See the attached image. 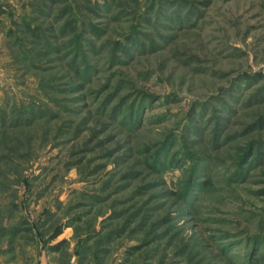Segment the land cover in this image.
<instances>
[{"label": "rangeland", "instance_id": "obj_1", "mask_svg": "<svg viewBox=\"0 0 264 264\" xmlns=\"http://www.w3.org/2000/svg\"><path fill=\"white\" fill-rule=\"evenodd\" d=\"M0 118V264H264V0H0Z\"/></svg>", "mask_w": 264, "mask_h": 264}, {"label": "trees", "instance_id": "obj_2", "mask_svg": "<svg viewBox=\"0 0 264 264\" xmlns=\"http://www.w3.org/2000/svg\"><path fill=\"white\" fill-rule=\"evenodd\" d=\"M49 2H52V3H59V2H62V0H48ZM6 126V122L4 120V118H0V139L2 137V134L4 133V128ZM1 145V143H0ZM53 250L57 249V246L55 247H52Z\"/></svg>", "mask_w": 264, "mask_h": 264}]
</instances>
